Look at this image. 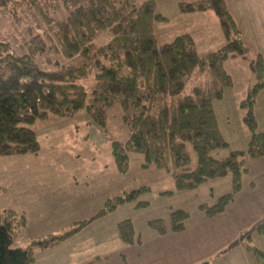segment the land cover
Listing matches in <instances>:
<instances>
[{"label": "trees", "instance_id": "trees-1", "mask_svg": "<svg viewBox=\"0 0 264 264\" xmlns=\"http://www.w3.org/2000/svg\"><path fill=\"white\" fill-rule=\"evenodd\" d=\"M139 1L60 0L57 12L65 9L67 16L55 27L51 26L52 19L46 31L32 34L23 44L0 41V156L36 154L40 147L35 125L50 116L73 118L86 110L95 123L106 128L108 109L118 105L130 133L127 141L112 143L118 168L127 172L130 155H142L144 168L155 166L167 171L180 192L231 176L232 191L212 206H201L208 217L222 214L243 190L248 159H264V133L257 130L254 115L257 97L264 90V59L257 55L252 61L257 83L241 104L251 132L248 150H232L227 157L216 158L213 152L229 148L214 111V102L233 85L224 63L229 58L248 59L249 55L226 1L179 3L185 14L216 13L225 32L232 34L226 45L206 55L199 53L190 34L159 45L155 24L167 18L157 12L155 0ZM13 2L17 0H0V6ZM102 31H108L112 38L107 45L97 46L95 39ZM51 54L63 61L47 58L54 68L42 69L38 59ZM203 75L208 82L192 85L187 92L188 84ZM90 77L94 84L89 91L82 81ZM190 148L196 155L194 165ZM148 191L144 187L108 200L92 220L80 222L64 234L31 240L28 248L15 247L18 234L27 224L25 215L0 210V264H35V249H48L72 238L95 218L136 201ZM148 205L139 202L137 207ZM188 218L186 211H173L172 230L183 232ZM149 226L159 234L166 233L163 219L151 220ZM257 230L264 232L263 225ZM119 234L127 244L138 240L131 220L119 224ZM250 241L246 233L223 253L245 245L256 258L264 260V252Z\"/></svg>", "mask_w": 264, "mask_h": 264}, {"label": "rangeland", "instance_id": "rangeland-1", "mask_svg": "<svg viewBox=\"0 0 264 264\" xmlns=\"http://www.w3.org/2000/svg\"><path fill=\"white\" fill-rule=\"evenodd\" d=\"M155 1L157 12L167 18L166 22L155 24L159 45L171 42L179 35L190 34L199 53L206 55L219 50L232 38V34L223 29L216 13L181 12L179 3L197 0ZM225 1L249 55L248 59L229 58L224 63L233 85L224 91L220 100L214 102V111L221 135L229 148L213 152L216 158L227 157L232 150H248L251 132L244 122L245 111L241 104L257 83L252 61L257 55H262L264 59V0ZM36 2L35 5L30 0H17L0 6V41L23 44L32 34L46 31L52 19L51 26L55 27L57 21L67 16L65 9L60 8L57 12L60 0ZM111 38L108 31H102L97 35L95 44L107 45ZM47 58L63 61L54 54L40 57L38 64L44 70L54 68L48 64ZM208 80L206 75L196 78L188 84L186 91L189 92L192 85H205ZM82 83L90 91L94 79L90 77ZM254 115L257 130L264 133V90L257 97ZM122 117L123 112L118 105L108 109L106 128L95 123L86 110L79 111L73 118L50 116L35 125L40 147L36 154L0 158V210H13L24 214L27 219L26 227L18 234L17 246L25 248L31 240L64 234L76 224L98 216L108 200L146 187L149 191L136 201L95 218L62 248L52 251L66 254L65 251L74 249L67 254V258L81 252L80 246L86 245L87 251H96L99 245L111 243L107 235L113 227L119 230V224L126 220H131L139 235L134 243L149 244L152 242L150 232L154 233L149 228V222L163 219L169 229L172 212L183 210L189 214L185 224L188 230L184 231L183 237L188 243V249L182 256L184 263L197 259L198 264H229L230 258L224 255L223 250L246 233L251 237L250 244L264 252V232L257 230L259 225L264 228V159H248L246 163L248 173L244 176V183L247 190L253 189L248 195L255 200H239L226 209V215L211 221L201 206H212L218 198L230 193L233 189L231 176L207 182L194 191L180 192L167 171L155 166L144 168V158L139 154L130 155L128 170L122 172L112 154V143L125 142L130 135ZM190 152L194 165L196 155L191 148ZM166 191H173L174 194H163ZM139 202L149 205L139 208ZM40 211L49 215L44 216ZM210 227L216 229L213 235L208 232ZM208 239L207 243H200ZM53 253L39 255L37 250L34 251L35 264L51 260ZM233 255L235 261L237 256ZM130 256V252L123 251L121 254L115 252L108 258L129 264ZM177 259L173 256L169 263L174 264ZM249 260V264H264L263 259L253 254ZM89 261L96 262L95 259Z\"/></svg>", "mask_w": 264, "mask_h": 264}, {"label": "crops", "instance_id": "crops-1", "mask_svg": "<svg viewBox=\"0 0 264 264\" xmlns=\"http://www.w3.org/2000/svg\"><path fill=\"white\" fill-rule=\"evenodd\" d=\"M209 12H211V11H209ZM205 13H207V12H205ZM16 156H20V155H16ZM7 157H14V156H0V158H7ZM250 192H253V189L247 190L245 187V183H244L243 190L236 196L234 202H232L227 207V210L232 205L236 204V202L239 200H241V201L249 200V201L253 202L255 199L252 197H249L248 193H250ZM225 212L222 214L213 216V217H208V218L211 221H215V219L220 218V216L226 215ZM40 213L43 214L42 211H40ZM43 215L46 216L49 214L47 213V214H43ZM110 216H108V217H110ZM98 221H96V222H98ZM149 228L152 229V232H154V233L150 232V234L152 236V242L149 244L148 243H142L140 241L136 242L134 244H127V243L122 241L120 234H119V230H117L116 228L113 227L112 232H110L107 235V237H108L109 241H111V243L109 242L108 244H105V245L101 244L102 246L99 245V247L96 248V251H89V250L87 251L88 246H86V245L80 246L82 251L76 252L75 254L71 255L70 256L71 258H67V254L73 252L74 249L69 250L68 252L65 251L66 254H63L62 253L63 251L62 252L52 251L55 249L58 250V248H62V246H64L67 242H69V240L71 238H69L68 240H66V241H64L58 245L50 247L48 249H43V250L39 249L40 251H38V249H36V250H37L39 255L40 254L43 255L45 253L49 254L50 251L54 252L51 260H47L43 264H127L126 261L124 263H122L119 260L113 259L111 261L108 258V257L112 256L113 253H115V252H118L119 254H121L123 251L131 253L130 260L128 261L129 264H170L169 259H172L173 256H176L178 258L176 260L177 264H198L197 259H194V260L190 259L189 262L184 263V259L182 257L183 252L188 249V243L183 240L184 234L186 233L184 231H187L188 227H186V229L183 231L184 233L183 232L177 233V232H174L172 230V224H171V228L168 229L166 227V233L165 234H159L152 227H149ZM215 230L216 229L213 230L212 227H210V231H208V232L213 235ZM136 235H137V233H136ZM137 238L139 239V235H137ZM208 241H209V239L201 241L200 243L205 244ZM16 242H17V238L15 240V244H16ZM120 242H123L124 244H122ZM30 243H31V241H30ZM30 243L25 248H28L30 246ZM15 247H19V246H17V244H16ZM19 248H21V247H19ZM116 248H118L117 251H115ZM233 254H236V256H237L235 261H233V259H234ZM224 255L229 256V258H230L229 264H249L250 263V260L248 262V259H250L251 253L245 248V245H240V246L234 248L233 250L227 252ZM119 256H121V255H119ZM89 259H95L96 262H90ZM104 259L106 261H104ZM176 263H174V264H176ZM38 264H40V263H38Z\"/></svg>", "mask_w": 264, "mask_h": 264}]
</instances>
